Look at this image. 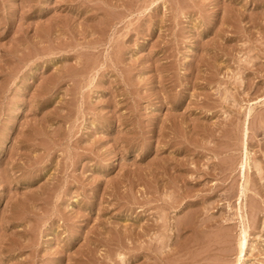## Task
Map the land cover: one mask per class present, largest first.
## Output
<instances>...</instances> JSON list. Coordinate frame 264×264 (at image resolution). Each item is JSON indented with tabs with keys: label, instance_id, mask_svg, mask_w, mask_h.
Instances as JSON below:
<instances>
[{
	"label": "rangeland",
	"instance_id": "1",
	"mask_svg": "<svg viewBox=\"0 0 264 264\" xmlns=\"http://www.w3.org/2000/svg\"><path fill=\"white\" fill-rule=\"evenodd\" d=\"M0 264H264V0H0Z\"/></svg>",
	"mask_w": 264,
	"mask_h": 264
},
{
	"label": "bare ground",
	"instance_id": "2",
	"mask_svg": "<svg viewBox=\"0 0 264 264\" xmlns=\"http://www.w3.org/2000/svg\"><path fill=\"white\" fill-rule=\"evenodd\" d=\"M245 246H246V240H245V238L243 239V241H242V243H241V252H243L244 251V249H245Z\"/></svg>",
	"mask_w": 264,
	"mask_h": 264
}]
</instances>
